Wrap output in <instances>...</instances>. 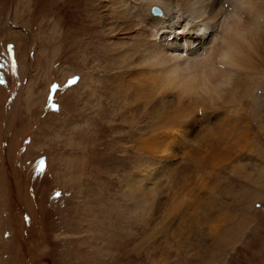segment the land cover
<instances>
[{"label":"bare ground","instance_id":"6f19581e","mask_svg":"<svg viewBox=\"0 0 264 264\" xmlns=\"http://www.w3.org/2000/svg\"><path fill=\"white\" fill-rule=\"evenodd\" d=\"M221 5V11L240 8L249 19L264 13V0H250L248 7L243 0H93L84 10L96 29L78 33L83 39L68 34L62 21L55 23L59 41L68 35L77 44L83 67L105 74L78 73L72 90L83 88L78 104L91 112L83 111L84 131L71 123V134L81 138L72 141L74 155L97 154L87 144L96 138L92 122L99 115L107 129H117L116 151L135 160L121 179L136 204L129 218L138 219V208L148 205L153 224L163 226L157 220L164 219L165 226L178 221L182 230L194 226L199 234H230L241 224L220 211L237 210L243 202L250 211L258 199L225 197L220 184L256 186L255 193H263L264 28H249L239 55L228 64L196 60L212 38L216 24L209 21ZM72 72L62 73V81ZM79 157L73 158V181H79L72 188L85 197L81 170L90 171L91 160L81 163Z\"/></svg>","mask_w":264,"mask_h":264},{"label":"rangeland","instance_id":"374dc122","mask_svg":"<svg viewBox=\"0 0 264 264\" xmlns=\"http://www.w3.org/2000/svg\"><path fill=\"white\" fill-rule=\"evenodd\" d=\"M90 1L0 0V264H264V189L257 194L256 186L220 184L225 197L258 199L250 211L244 202L220 211L241 224L230 234H199L164 219L153 224L148 205L129 218L136 204L122 180L135 160L116 151L117 129H107L98 113L96 138L87 144L97 154H75L81 163L91 160L90 171L80 169L88 196L74 193L72 141L81 138L70 127L84 131L83 111L91 109L78 104L83 88L72 89L81 70L105 74L83 67L77 44L68 35L59 41L55 23L83 39L80 32L96 29L84 10Z\"/></svg>","mask_w":264,"mask_h":264},{"label":"clouds","instance_id":"9594fccd","mask_svg":"<svg viewBox=\"0 0 264 264\" xmlns=\"http://www.w3.org/2000/svg\"><path fill=\"white\" fill-rule=\"evenodd\" d=\"M243 3L245 7H248L250 0H243ZM221 8L222 5L218 6L210 18L209 23L216 24L215 31L206 50L202 51L196 60L207 58L210 61L228 64L230 59L239 55L240 46L244 39H247L248 29L257 24L264 28V13H259L256 17L249 19L240 8L234 5L228 6L227 9L223 7V11ZM217 20L218 23H216Z\"/></svg>","mask_w":264,"mask_h":264},{"label":"water","instance_id":"95a60500","mask_svg":"<svg viewBox=\"0 0 264 264\" xmlns=\"http://www.w3.org/2000/svg\"><path fill=\"white\" fill-rule=\"evenodd\" d=\"M153 12H154V13H156V12H157V9H156V8H154V7L152 8V13H153Z\"/></svg>","mask_w":264,"mask_h":264}]
</instances>
